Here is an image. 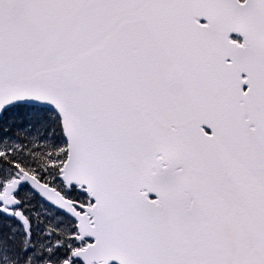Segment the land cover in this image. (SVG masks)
<instances>
[{
  "label": "snow or ice",
  "instance_id": "snow-or-ice-1",
  "mask_svg": "<svg viewBox=\"0 0 264 264\" xmlns=\"http://www.w3.org/2000/svg\"><path fill=\"white\" fill-rule=\"evenodd\" d=\"M0 264H264V0H0Z\"/></svg>",
  "mask_w": 264,
  "mask_h": 264
}]
</instances>
